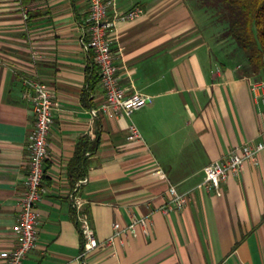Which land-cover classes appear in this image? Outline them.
Returning a JSON list of instances; mask_svg holds the SVG:
<instances>
[{"label":"crops","instance_id":"1","mask_svg":"<svg viewBox=\"0 0 264 264\" xmlns=\"http://www.w3.org/2000/svg\"><path fill=\"white\" fill-rule=\"evenodd\" d=\"M109 1L111 16L144 9L136 19L115 21L109 34L121 85L147 97L129 117L90 113L104 95L99 80L87 88V67L98 75L82 44L87 0H0V252L18 241L14 226L34 125L23 79L32 78L58 106L38 238L22 264H80L73 194L86 204L100 242L85 264H264V151L257 165L246 162L221 182L220 195L199 186L207 164L264 139V80L243 74L241 53L215 36L191 0ZM255 80L263 83L256 95ZM130 122L139 139H127ZM83 139L98 145L85 153L84 182L74 191L80 179L70 167ZM171 184L190 198L166 215L161 208ZM137 217L149 219V235L138 226L136 236L106 243L114 222Z\"/></svg>","mask_w":264,"mask_h":264},{"label":"built area","instance_id":"2","mask_svg":"<svg viewBox=\"0 0 264 264\" xmlns=\"http://www.w3.org/2000/svg\"><path fill=\"white\" fill-rule=\"evenodd\" d=\"M87 3V17L83 23L87 38L82 44L86 50L92 53L93 61L98 69L99 85L104 95L103 101L98 106L90 108V113L93 116L104 115L109 118L129 117L131 112L146 104L147 97L137 92L128 91L121 85L118 68L114 63L112 41L109 34L115 21L136 19L144 13V9L137 5L122 14L111 16L109 0H87ZM23 85L22 96L32 104L34 125L28 141V171L25 175L24 190L19 199V209L14 226L18 241L11 250L0 252V259L4 264H22L26 255L36 246L38 204L45 191L43 173L49 146L48 135L53 123L54 110L58 106L54 95L44 83L32 78H25ZM262 87L261 81H253L251 84L252 93L256 95ZM127 130V139L140 138L139 131L132 122L127 125ZM262 135L264 136V129ZM261 151H264V139L254 143H245L229 150L220 160L212 161L204 167V178L199 186L208 191L213 190L215 194L220 195L221 182L230 175H238L246 162L257 165ZM155 173L165 178L161 169L158 168ZM83 182L84 179L78 180L75 183L74 191H77ZM189 196V191L179 192L174 185H169L166 203L161 208L162 213L167 215L171 210L181 209L189 200ZM71 201L76 212L78 229L84 239L78 260H80V264H85L83 258L98 248L100 242L88 220L84 201L76 194L71 195ZM138 226L141 227L145 235L150 234L147 217L133 218L125 225L114 222L112 224L113 232L106 243H113L115 239L122 243L127 236H136Z\"/></svg>","mask_w":264,"mask_h":264},{"label":"trees","instance_id":"3","mask_svg":"<svg viewBox=\"0 0 264 264\" xmlns=\"http://www.w3.org/2000/svg\"><path fill=\"white\" fill-rule=\"evenodd\" d=\"M202 9L210 24L224 26L220 38L235 43L244 59L243 74L264 80V0H191ZM99 76L89 66L86 69L88 89L98 82ZM98 140L88 144L83 139L76 145L70 171L76 179L85 175V153L95 150ZM76 219V215H75ZM79 230V229H78ZM81 245L84 239L80 231Z\"/></svg>","mask_w":264,"mask_h":264},{"label":"rangeland","instance_id":"4","mask_svg":"<svg viewBox=\"0 0 264 264\" xmlns=\"http://www.w3.org/2000/svg\"><path fill=\"white\" fill-rule=\"evenodd\" d=\"M210 28L215 30V36L216 37H221L220 34H221L224 26H222L220 24H217V23H214V24H210ZM226 41L229 42V45L228 46H230L232 50L233 49L238 50L237 47H236V45H235V43H233L230 39H227Z\"/></svg>","mask_w":264,"mask_h":264}]
</instances>
